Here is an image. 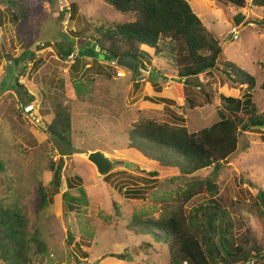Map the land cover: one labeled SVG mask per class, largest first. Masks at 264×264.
Returning a JSON list of instances; mask_svg holds the SVG:
<instances>
[{
  "label": "rangeland",
  "instance_id": "rangeland-1",
  "mask_svg": "<svg viewBox=\"0 0 264 264\" xmlns=\"http://www.w3.org/2000/svg\"><path fill=\"white\" fill-rule=\"evenodd\" d=\"M12 1L16 8L6 3L9 8L0 12V160L5 167L0 170V204L17 205L30 235L39 231L45 252L38 254L32 243V264H170L165 247L144 250V241L151 240L128 225L135 214L160 217L176 209L186 180L129 151L128 134L146 119L183 125L191 133L220 120V95L243 98L248 91L246 84L224 72L226 62L255 78L253 100L264 114V7L254 6L252 0L242 9L228 0H188L220 38L223 53L216 69L185 83L177 81L173 54L167 49L156 56L148 49L145 66L138 68L141 74L99 57L82 56L77 62L66 53L69 43L79 53L96 27L134 20L133 14L104 0ZM13 11L23 12L20 21L11 19ZM227 70L232 77H243ZM17 73L23 89L12 87ZM70 79L89 82V93L80 98L62 93V81ZM24 89L34 102L28 103ZM59 101L72 112V142L78 153L63 155V145L47 131ZM23 104H28L24 110ZM263 136L264 127L241 134L238 151L218 177L215 198L230 212L236 235L250 228L264 247V222L256 210L259 191L264 190ZM94 151L113 159L110 180L89 160ZM140 160L135 170L125 167ZM52 167H60V180ZM151 170H159V176ZM75 177L82 178L79 185L87 205L70 211L63 193L67 179ZM41 185L47 188L46 208L41 207ZM71 194L80 195L76 190ZM210 198L201 193L186 209Z\"/></svg>",
  "mask_w": 264,
  "mask_h": 264
},
{
  "label": "trees",
  "instance_id": "trees-1",
  "mask_svg": "<svg viewBox=\"0 0 264 264\" xmlns=\"http://www.w3.org/2000/svg\"><path fill=\"white\" fill-rule=\"evenodd\" d=\"M104 1L116 10L134 16V20L128 22L96 27V33L90 36L101 50L111 53L114 58L132 55L139 59L140 65L145 66L150 49H154V56L170 50L177 69V81L185 83L218 67L223 53L221 40L196 14L188 0ZM228 2L241 9L247 5V0ZM6 3L14 8L17 6L12 0L0 1V12L9 8ZM252 4L262 8L264 0H252ZM73 11H77L76 4H73ZM10 16L17 22L23 12L13 11ZM236 20L239 23L240 18ZM65 51L77 62L81 59L74 43H69ZM139 67L136 74H141ZM225 68L224 72L231 80L246 84L248 91L243 98L220 95V120L191 133L183 125L146 119L137 122L128 134L129 151L159 169L177 171L178 178L186 180L185 186L177 194L176 209L168 210L160 217L135 214L128 225L130 230L151 240L144 241V250L155 245L165 247L170 264H264V247L254 232L247 228L241 236L236 235L230 212L215 198L219 191L218 177L238 151L241 134L255 127L261 130V126H264V114L258 113L253 100L255 78L247 71L237 69L233 63L226 62ZM227 69L243 77H232ZM13 80V88H24L18 73L14 74ZM89 87V82L70 79L62 81L61 92L69 98H80L89 93ZM25 93L29 95L28 103L34 102L35 97L27 90ZM27 105L23 104L22 109ZM54 110L47 131L63 145V155L78 153L72 142V112L62 101L56 103ZM141 160L136 163L140 167ZM4 168L0 160V170ZM52 170L60 180V167H52ZM143 170L148 169L144 167ZM149 172L154 176L160 174L159 170ZM112 176L113 173H110L106 178L110 180ZM81 182V177L67 179L68 190L63 193V199L70 211L87 205L85 189L79 185ZM72 190L80 195H72ZM40 192L41 207L46 208L47 188L41 185ZM204 192L209 193L211 198L188 211L186 205ZM256 210L264 222V190L259 191ZM32 243L37 246V253L43 255L45 247L39 238V231L30 235L22 210L17 205L0 204V264H32ZM69 243L75 245L71 233Z\"/></svg>",
  "mask_w": 264,
  "mask_h": 264
},
{
  "label": "water",
  "instance_id": "water-1",
  "mask_svg": "<svg viewBox=\"0 0 264 264\" xmlns=\"http://www.w3.org/2000/svg\"><path fill=\"white\" fill-rule=\"evenodd\" d=\"M80 56H90L96 58H104L108 61H115L118 66L124 67L130 71H136L139 66V59L135 56L128 55L124 57L114 58L111 53L101 50L100 46L96 43H93L92 40H88L83 47L80 48ZM141 69L143 65H140ZM264 127V126H261ZM89 160H91L98 168L99 173L103 175L110 174V171L113 167L114 161L108 157L102 151H94L89 154ZM125 167L130 170H135L139 166L132 162H127ZM249 263V262H247Z\"/></svg>",
  "mask_w": 264,
  "mask_h": 264
},
{
  "label": "flooded vegetation",
  "instance_id": "flooded-vegetation-1",
  "mask_svg": "<svg viewBox=\"0 0 264 264\" xmlns=\"http://www.w3.org/2000/svg\"><path fill=\"white\" fill-rule=\"evenodd\" d=\"M89 40H91V39H89ZM93 43H94V42H93ZM83 44H85V42H84ZM83 44H82V46H81V47H83Z\"/></svg>",
  "mask_w": 264,
  "mask_h": 264
},
{
  "label": "clouds",
  "instance_id": "clouds-1",
  "mask_svg": "<svg viewBox=\"0 0 264 264\" xmlns=\"http://www.w3.org/2000/svg\"><path fill=\"white\" fill-rule=\"evenodd\" d=\"M114 63H116L115 61H113ZM117 64V63H116ZM139 66H140V64H139Z\"/></svg>",
  "mask_w": 264,
  "mask_h": 264
},
{
  "label": "built area",
  "instance_id": "built-area-1",
  "mask_svg": "<svg viewBox=\"0 0 264 264\" xmlns=\"http://www.w3.org/2000/svg\"><path fill=\"white\" fill-rule=\"evenodd\" d=\"M236 37V36H235ZM120 75V74H119Z\"/></svg>",
  "mask_w": 264,
  "mask_h": 264
}]
</instances>
